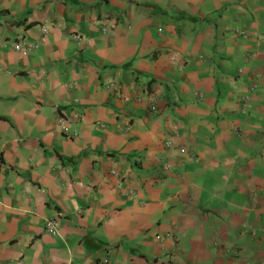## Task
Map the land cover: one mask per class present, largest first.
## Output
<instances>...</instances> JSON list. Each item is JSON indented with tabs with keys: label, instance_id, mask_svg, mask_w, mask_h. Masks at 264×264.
Instances as JSON below:
<instances>
[{
	"label": "crops",
	"instance_id": "1",
	"mask_svg": "<svg viewBox=\"0 0 264 264\" xmlns=\"http://www.w3.org/2000/svg\"><path fill=\"white\" fill-rule=\"evenodd\" d=\"M101 259L264 260V0H0V264Z\"/></svg>",
	"mask_w": 264,
	"mask_h": 264
},
{
	"label": "built area",
	"instance_id": "2",
	"mask_svg": "<svg viewBox=\"0 0 264 264\" xmlns=\"http://www.w3.org/2000/svg\"><path fill=\"white\" fill-rule=\"evenodd\" d=\"M45 33H47V30H45ZM75 38L78 39V40H80L81 39V36H79L78 34H76L75 35ZM42 41H44V37H43V40ZM32 48H33L32 45H27V46H20L18 44L15 45V49L17 51H19V52H22L23 54H28L31 51ZM253 86H254V88L256 87V85H253ZM246 99L247 98H245V100ZM152 109H155V107H153ZM58 122H59L60 128L64 132H70V127H69V124H68V121H67L66 118L60 117L59 120H58ZM72 134L76 136L78 134V131L74 129V130H72ZM165 145H166V147L170 148V147L173 146V142L171 140H167L165 142ZM178 150L181 153H186L187 152V149L185 147H183V146L179 147ZM164 167L166 169H169L170 168V165L168 163H166L164 165ZM45 229H46L47 232H49L53 236H56L58 234V231H57V229L55 227V223L52 220H49L46 223ZM98 264H109V262L107 261V259H101V260H99V263ZM261 264H264V260H262Z\"/></svg>",
	"mask_w": 264,
	"mask_h": 264
}]
</instances>
